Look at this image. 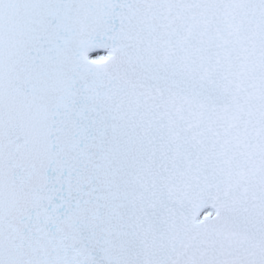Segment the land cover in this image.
Instances as JSON below:
<instances>
[{
  "label": "snow or ice",
  "instance_id": "6c2138e0",
  "mask_svg": "<svg viewBox=\"0 0 264 264\" xmlns=\"http://www.w3.org/2000/svg\"><path fill=\"white\" fill-rule=\"evenodd\" d=\"M0 264H264V0H0Z\"/></svg>",
  "mask_w": 264,
  "mask_h": 264
}]
</instances>
